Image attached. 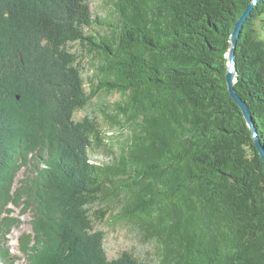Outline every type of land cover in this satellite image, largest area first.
Segmentation results:
<instances>
[{
    "label": "trees",
    "instance_id": "16d2710c",
    "mask_svg": "<svg viewBox=\"0 0 264 264\" xmlns=\"http://www.w3.org/2000/svg\"><path fill=\"white\" fill-rule=\"evenodd\" d=\"M107 1L116 21L93 16L89 0H0V203L16 201L13 181L37 159L21 189L34 212L28 263L264 264V164L226 79L252 0ZM263 15L264 0L241 30L234 88L264 147ZM75 43L94 57L88 78ZM109 92L126 96L114 117L133 131L100 166L89 161L100 124L74 113ZM115 201L159 240L158 263L131 251L108 259L93 225ZM10 256L0 246V260Z\"/></svg>",
    "mask_w": 264,
    "mask_h": 264
},
{
    "label": "rangeland",
    "instance_id": "374dc122",
    "mask_svg": "<svg viewBox=\"0 0 264 264\" xmlns=\"http://www.w3.org/2000/svg\"><path fill=\"white\" fill-rule=\"evenodd\" d=\"M93 16L99 15L109 21H116L117 16L114 13L112 2L107 0H89ZM97 30L103 31L104 28L97 27ZM89 32V30H87ZM257 37L264 39V15L257 20ZM73 51L80 52L84 63L83 75L88 78L91 71V62L93 56L87 54L83 45L75 43L72 46ZM86 88L89 89L88 85ZM126 96L121 93H102L92 99L86 109L78 110L74 113L76 121L82 120L86 116L93 117L99 122L103 145L101 148L92 146L89 151L90 163L95 165L107 166L115 161L116 155L122 153L126 140L132 133V124L124 122V118L115 115L116 106L125 101ZM124 126V127H123ZM38 160L31 156L29 164L22 166L12 184L10 195L17 197L16 201L0 203V220L8 217L12 227L5 233L0 229V246L8 249L11 253L8 264H29L28 258L23 250L22 237L33 231L34 212L33 207L27 208L26 198L23 191L26 180L33 176V169L36 168ZM39 165V164H38ZM121 200H124L122 197ZM122 203L115 201L112 204L109 213L101 220H95L94 229L105 232L104 245L109 260L117 258L125 251H131L139 260L149 263H158L160 261V243L159 240L147 237L140 226L130 218L125 217V210L122 209ZM108 208L106 204H98L96 209L103 210ZM95 209V210H96ZM8 222V223H9ZM0 260V264H5ZM7 264V263H6Z\"/></svg>",
    "mask_w": 264,
    "mask_h": 264
},
{
    "label": "water",
    "instance_id": "95a60500",
    "mask_svg": "<svg viewBox=\"0 0 264 264\" xmlns=\"http://www.w3.org/2000/svg\"><path fill=\"white\" fill-rule=\"evenodd\" d=\"M262 0H252L246 7L245 11L240 15L238 18L234 29L231 33V47L229 50V58H228V72H226V79H227V88L230 95L233 97L235 102L240 106L246 121L248 122L249 126L251 127L252 135L254 136L255 146L262 157L263 164H264V147L261 143L259 137L257 136L256 127L254 121L252 119V113L246 104V102L241 98V96L235 90V82L237 81L236 74L237 71V64H236V45L238 44V39L240 37L241 30L244 27V24L249 16H251L252 11L256 7L257 3L261 2Z\"/></svg>",
    "mask_w": 264,
    "mask_h": 264
}]
</instances>
